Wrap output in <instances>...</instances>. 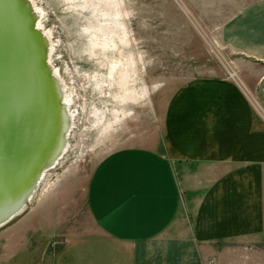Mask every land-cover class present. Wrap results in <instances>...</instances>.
Instances as JSON below:
<instances>
[{"label": "crops", "instance_id": "obj_1", "mask_svg": "<svg viewBox=\"0 0 264 264\" xmlns=\"http://www.w3.org/2000/svg\"><path fill=\"white\" fill-rule=\"evenodd\" d=\"M218 3L230 15L216 40L263 112L203 64L167 101L162 149L118 152L91 171L87 221L53 264H264V0Z\"/></svg>", "mask_w": 264, "mask_h": 264}, {"label": "rangeland", "instance_id": "obj_2", "mask_svg": "<svg viewBox=\"0 0 264 264\" xmlns=\"http://www.w3.org/2000/svg\"><path fill=\"white\" fill-rule=\"evenodd\" d=\"M218 1L39 0L49 65L71 94L73 116L60 162L43 173L22 212L0 227V264L55 263L64 239L87 221L91 171L118 152L162 149L167 101L203 64L234 73L263 112L258 91L249 92L216 40L230 15Z\"/></svg>", "mask_w": 264, "mask_h": 264}, {"label": "water", "instance_id": "obj_3", "mask_svg": "<svg viewBox=\"0 0 264 264\" xmlns=\"http://www.w3.org/2000/svg\"><path fill=\"white\" fill-rule=\"evenodd\" d=\"M37 19L29 0H0V227L22 212L42 172L56 164L70 127Z\"/></svg>", "mask_w": 264, "mask_h": 264}, {"label": "bare ground", "instance_id": "obj_4", "mask_svg": "<svg viewBox=\"0 0 264 264\" xmlns=\"http://www.w3.org/2000/svg\"><path fill=\"white\" fill-rule=\"evenodd\" d=\"M30 1V3H31V5H32V7H33V9L36 11V13H37V15H38V19H37V22H36V28L38 29V30H41L42 31V33H44L46 36H47V38H49V35H48V31L43 27V25H42V13H43V9L38 5V3H39V0H29ZM42 17V18H41ZM50 28V27H49ZM52 35H54V34H52ZM52 50V49H51ZM52 61V60H51ZM48 63H49V60H48ZM52 65V64H51ZM58 67V66H57ZM53 69H54V72H56V75H60L59 73H58V70L55 68V67H52ZM65 71V70H64ZM62 74V73H61ZM66 78H67V76H66ZM60 81L62 80L61 79V77L59 76V78H58ZM61 86H62V90L65 88V86H64V83H63V81H61ZM66 89V88H65ZM65 89H64V95H63V91H62V101H63V103H64V105H65V108H66V111H67V113H68V118H69V121L71 122V120H72V116H73V112H69V108H68V105L71 103V98H70V95L71 94H66L65 93ZM70 91V90H69ZM71 105V104H70ZM78 110H79V108H78ZM74 111V110H73ZM76 113V112H75ZM78 114V113H77ZM63 151H65V149L63 150ZM64 153V152H63ZM62 154V153H61ZM61 157H62V155L56 160V164H55V166L57 165V162L61 159ZM63 161V160H62ZM60 162V161H59ZM58 167H59V165H58ZM52 168V167H51ZM51 168H49V169H51ZM49 169H47V170H45V171H43L42 172V174H41V176H40V179L38 180V184H37V187H38V185H39V183H40V181L42 180V176H44L43 175V173H45V172H47ZM44 181V180H43ZM43 183V182H42ZM41 184V183H40ZM37 187H36V189H37ZM36 189L34 190V192L33 193H35V191H36ZM37 192V191H36ZM33 193L31 194V196H30V198H29V200H28V202L30 201V199H31V197H32V195H33ZM19 214V213H18ZM17 214V215H18Z\"/></svg>", "mask_w": 264, "mask_h": 264}, {"label": "built area", "instance_id": "obj_5", "mask_svg": "<svg viewBox=\"0 0 264 264\" xmlns=\"http://www.w3.org/2000/svg\"><path fill=\"white\" fill-rule=\"evenodd\" d=\"M233 75H234V73H232V74H227V78L228 79H230V80H233V81H235V79L233 78ZM251 103H252V105H253V107L256 109L257 108V106H256V102H253V100H251ZM254 103H255V106H254Z\"/></svg>", "mask_w": 264, "mask_h": 264}]
</instances>
